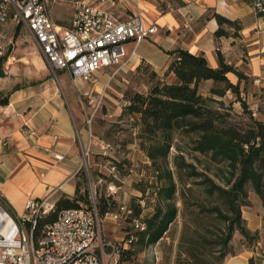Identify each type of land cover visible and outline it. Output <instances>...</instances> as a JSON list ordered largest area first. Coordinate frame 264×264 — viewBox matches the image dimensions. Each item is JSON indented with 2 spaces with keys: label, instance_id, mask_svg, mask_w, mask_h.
Here are the masks:
<instances>
[{
  "label": "trees",
  "instance_id": "obj_1",
  "mask_svg": "<svg viewBox=\"0 0 264 264\" xmlns=\"http://www.w3.org/2000/svg\"><path fill=\"white\" fill-rule=\"evenodd\" d=\"M213 17L219 24L216 37L229 36L225 27L232 28L234 36H238L236 22L218 14ZM168 54L172 59L167 70L160 74L151 69L149 92L133 94L125 107L126 114L138 116L141 148L160 185L154 192L153 212L139 223L140 227L134 220V235L120 245L121 261L134 262L140 253L157 248L181 214L183 230L175 264H225L236 232L246 240H257V232L252 233L243 217V208L249 205L248 188L264 203V120L256 119L241 97L240 86L248 75L229 64L220 52L217 68H212L204 55L182 49ZM230 74L237 77V83L230 80ZM206 83H211L208 95L201 92ZM229 92L241 103L243 114L237 116L239 121L233 118L232 107H225L223 99ZM0 104H8V98ZM176 131L196 134L192 151L208 157L212 164H224V169L218 167L210 175L208 169L200 171L183 155H177L175 179L168 158ZM142 192L146 193L144 189ZM178 193L182 210L177 207ZM82 204L91 205L83 169L77 176L75 196H62L46 215L37 218L35 226L27 223L26 227H33L37 241L64 211L83 207ZM97 207L105 215L114 210L115 204L99 199ZM131 211L130 221L140 218L143 212L140 204H133ZM250 264H255L254 259Z\"/></svg>",
  "mask_w": 264,
  "mask_h": 264
},
{
  "label": "crops",
  "instance_id": "obj_2",
  "mask_svg": "<svg viewBox=\"0 0 264 264\" xmlns=\"http://www.w3.org/2000/svg\"><path fill=\"white\" fill-rule=\"evenodd\" d=\"M115 15L127 19L141 15L147 27L158 32L141 42L130 62L134 68L145 64L157 73H164L171 61L168 53L176 49L193 55H204L212 68L218 67L220 52L229 64L259 78L264 67V20L259 18L247 0H115ZM58 10V9H57ZM218 14L238 24V36L225 27L228 37H216ZM61 24L62 21L56 20ZM71 19L62 25H70ZM34 43V42H33ZM133 45L128 49L131 53ZM13 59V60H12ZM12 60V61H11ZM14 61H17L14 63ZM12 64V65H11ZM20 65L22 67H20ZM7 69V70H6ZM30 75L34 85L18 86L17 76ZM46 61L35 45L19 48L9 59L0 78V194L16 217H22L30 201L50 198L55 203L62 196L74 197L79 172L83 169L80 140H87L78 126L85 122L74 96L71 76H43ZM25 75V76H26ZM72 77V76H71ZM73 78V77H72ZM233 83L238 79L229 75ZM75 86H84L74 80ZM16 83V84H15ZM80 140H79V139ZM251 231H259L257 221L245 217ZM261 238L256 252L243 248L225 264H264ZM264 253V251H263Z\"/></svg>",
  "mask_w": 264,
  "mask_h": 264
},
{
  "label": "rangeland",
  "instance_id": "obj_3",
  "mask_svg": "<svg viewBox=\"0 0 264 264\" xmlns=\"http://www.w3.org/2000/svg\"><path fill=\"white\" fill-rule=\"evenodd\" d=\"M72 8L63 7L56 10L53 16L62 21L72 18ZM66 25V23H65ZM14 52L19 48L33 46V40L26 31L17 34L14 39ZM137 52H141L138 48ZM17 61H14V63ZM246 65L249 61H246ZM243 66V72L247 74L242 81L240 89L242 99L246 101L249 109L258 120H264V67L262 75L255 78L251 75L249 67ZM20 67H22L20 65ZM7 70V69H6ZM15 80L18 86L34 85L30 75H23L21 69ZM43 76L52 79L62 78L64 73L54 74L46 63ZM151 68L141 64L134 68L127 66L123 68H111L101 71L89 80L83 81L84 86H75V79L68 76L73 94L77 99L79 109L85 119L78 126L84 131L87 140H80V149L87 155H83V170L88 177L89 199L91 205L97 206L99 199H106L115 208L109 216L101 217L104 239L118 245H124L129 235H134V220L141 223L144 218L151 215L154 209V192L159 186L157 174L151 166V162L145 151L141 148L143 139L140 138V127L137 125V117L125 113V107L129 103V97L135 93L146 95L150 90ZM15 83V84H16ZM211 83L203 84L201 92L208 95ZM225 107H232L233 118L243 114L241 103L232 93H227L223 99ZM196 134L185 135L181 131L174 133V144L170 150L168 164L174 172V157L183 155L187 162L194 163L200 171L208 169L213 175L218 167L224 169L225 165H215L209 162V158L192 151L193 141ZM146 193H143L142 190ZM177 207L182 210V203L177 194ZM249 205L243 208V216L253 218L257 221L255 226L260 227L257 232V240H246L240 233L236 232L231 242V253L226 257L236 256L243 248L256 252L261 238L264 241V203L252 190L248 188ZM140 204L142 215L138 219L130 221L126 210L132 209V205ZM91 205L82 204L85 208ZM98 209V207H97ZM99 211V209H98ZM132 213V211H131ZM115 215L118 217L115 218ZM183 216L180 214L169 231L160 240L155 252L145 250L140 253L134 262H122L121 264H175L179 240L183 230ZM247 223V221H246ZM264 250H260V256L264 258Z\"/></svg>",
  "mask_w": 264,
  "mask_h": 264
},
{
  "label": "built area",
  "instance_id": "obj_4",
  "mask_svg": "<svg viewBox=\"0 0 264 264\" xmlns=\"http://www.w3.org/2000/svg\"><path fill=\"white\" fill-rule=\"evenodd\" d=\"M247 1L264 20V0ZM115 6V0H0V74L22 31L29 33L55 75L67 72L87 81L106 69L123 68L137 46L158 29L147 27L141 15L120 19ZM63 7L72 8L70 25L53 20L54 12ZM129 45L134 47L131 53ZM53 207L50 198L30 201L24 215L16 217L0 194V264H121L120 245L104 239L103 215L95 203L64 211L35 241L33 227L28 230L26 224L35 226ZM155 250L156 246L149 252Z\"/></svg>",
  "mask_w": 264,
  "mask_h": 264
},
{
  "label": "bare ground",
  "instance_id": "obj_5",
  "mask_svg": "<svg viewBox=\"0 0 264 264\" xmlns=\"http://www.w3.org/2000/svg\"><path fill=\"white\" fill-rule=\"evenodd\" d=\"M12 60H13V59H12ZM12 60H11V61H12ZM11 65H12V64H11Z\"/></svg>",
  "mask_w": 264,
  "mask_h": 264
},
{
  "label": "water",
  "instance_id": "obj_6",
  "mask_svg": "<svg viewBox=\"0 0 264 264\" xmlns=\"http://www.w3.org/2000/svg\"><path fill=\"white\" fill-rule=\"evenodd\" d=\"M85 161H86V159H85Z\"/></svg>",
  "mask_w": 264,
  "mask_h": 264
}]
</instances>
